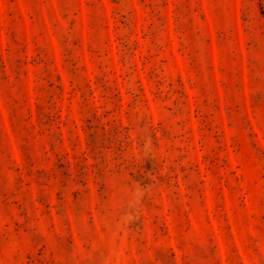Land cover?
I'll return each instance as SVG.
<instances>
[{
  "label": "rangeland",
  "instance_id": "obj_1",
  "mask_svg": "<svg viewBox=\"0 0 264 264\" xmlns=\"http://www.w3.org/2000/svg\"><path fill=\"white\" fill-rule=\"evenodd\" d=\"M0 264H264V0H0Z\"/></svg>",
  "mask_w": 264,
  "mask_h": 264
}]
</instances>
